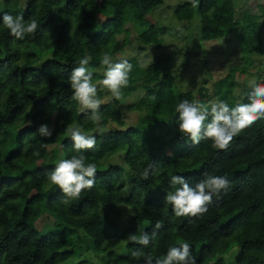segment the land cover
Returning <instances> with one entry per match:
<instances>
[{"label":"trees","instance_id":"16d2710c","mask_svg":"<svg viewBox=\"0 0 264 264\" xmlns=\"http://www.w3.org/2000/svg\"><path fill=\"white\" fill-rule=\"evenodd\" d=\"M162 4L0 0V18L23 15L25 22L35 19L40 25L34 36L17 40L0 19V264H144V257L134 259L132 251L163 258L170 247L185 242L196 264H225L224 256L234 246L239 249L235 264H264V119L221 151L208 139L192 144L181 138L175 112L182 100H198L206 107L218 100L230 108L248 103L249 91L244 92L249 82L237 83L236 78L242 80L253 69L264 84V65L255 67L256 57H264V0L257 13L247 9L241 16L235 0H190L175 8L177 23H195L188 40L233 41L230 50L237 61L211 93L205 87L207 74L194 92L181 91L163 54L155 52L168 31L149 19ZM137 25L141 29L135 31ZM128 45L139 54L127 59L133 65L129 84L121 100L98 91V126L71 99L69 76L84 56L91 57L90 70L105 53L114 61ZM146 52L150 62H144ZM92 73L98 84L103 76ZM123 110L144 115L124 129ZM41 124L49 126L50 137L36 134ZM73 127L96 137L95 147L83 155L97 171L95 186L65 205L47 175L55 167L50 158L59 162L61 155L70 159L80 154L67 135ZM153 162L156 171L143 179ZM205 174L226 175L231 181L227 192L214 196L202 216L176 217L164 201L174 191L171 176L182 175L194 186ZM44 214L54 222L39 227ZM157 222L162 227L148 246L127 241L129 234H151Z\"/></svg>","mask_w":264,"mask_h":264},{"label":"clouds","instance_id":"9594fccd","mask_svg":"<svg viewBox=\"0 0 264 264\" xmlns=\"http://www.w3.org/2000/svg\"><path fill=\"white\" fill-rule=\"evenodd\" d=\"M3 26L9 30L11 36L23 40L26 35H35L40 27L35 19L25 22L23 15L13 16L4 13ZM91 57L84 56L79 59L78 67H74L69 83L72 90L71 99L76 101L82 114L88 115L96 125L101 124L98 91L106 90L115 100L123 98V89L129 84V74L133 65L127 59L114 62L112 57L105 53L101 57V65L106 68L103 79L94 84L93 73L89 70ZM248 103H238L229 107L224 101H216L205 107L198 100H182L175 108L178 128L181 138L198 144L202 139L212 142V147L227 151L234 137L240 132L251 127L256 121L264 119V84L255 80L249 82ZM210 118V119H209ZM31 121H25V126H30ZM36 134L50 137L52 132L47 124H41ZM67 135L73 142V149L79 155L70 159H61L48 173L47 180L62 192L61 203L68 205L71 201L79 199L84 190H91L95 186L97 166L94 163H85L83 152L91 150L96 145L94 135L84 134L79 127L69 128ZM43 146V145H42ZM39 155V152H35ZM150 171H156V163L149 164L142 172V178L147 180ZM174 191L165 195L166 205H170L176 217H198L208 211V205L213 202V197H219L222 192H227L231 181L226 175L216 176L205 174V178L191 186L182 175H172L170 180ZM178 186V187H177ZM162 227L160 222L154 225L151 234L143 232L137 237L129 234L127 241L143 246H148L157 235V230ZM134 259L144 257V264H196L191 254L190 245L181 243L178 247H170L163 258L154 259L152 253L145 254L140 250L131 253Z\"/></svg>","mask_w":264,"mask_h":264},{"label":"rangeland","instance_id":"374dc122","mask_svg":"<svg viewBox=\"0 0 264 264\" xmlns=\"http://www.w3.org/2000/svg\"><path fill=\"white\" fill-rule=\"evenodd\" d=\"M190 0H163V4L158 7L154 12L152 17L149 19L150 23H157L160 26L167 28L165 35L162 37V47L159 51H155L157 54H163V59L168 63L169 71L175 79L176 85L181 91L194 92L201 86L204 81V76L207 74L206 78V89L209 93L213 92V84L222 80L226 77L228 73V67L230 64L235 63L237 58L231 53V48L233 46V41L231 37L224 40L208 42V43H198L194 41L193 37L188 40V35L194 31L195 23L191 24H180L173 19V12L175 8L185 2ZM261 0H235L236 14L239 16L245 10L248 9L250 13H257V6ZM241 16V15H240ZM135 31L141 29L140 27L134 26ZM134 31V33H135ZM263 41H264V31H263ZM197 42V44H196ZM134 46V45H133ZM128 45L123 52L117 54L114 62L121 59H128L131 57H138L136 48ZM145 56V61L150 62L152 60L150 52L143 54ZM256 69L264 65V57H256ZM204 65H203V64ZM201 64L203 70H201ZM90 71L103 76L106 68L100 64L91 66ZM252 72V73H251ZM247 73L245 77L236 78V82L240 83L243 80L245 82H250L255 80L258 84H262L263 80H258L255 77V70H251ZM250 92L249 84H246V91L244 93ZM106 96L105 98H107ZM105 100V99H104ZM206 107V106H205ZM144 115L143 112L137 111H127L123 110V120L124 129L130 128L135 125L140 117ZM62 159V155L59 161ZM52 164H57L58 160L55 157L49 159ZM110 162L119 163V161L110 160ZM126 218L128 217L127 212H125ZM53 218L47 214H44L42 218L37 222L39 227L47 226L53 224ZM105 219V218H104ZM106 220V219H105ZM118 220V219H116ZM126 221V220H122ZM227 220L222 221L225 223ZM110 223H112L110 221ZM116 225H119L116 223ZM114 225V226H116ZM239 255V249L234 246L231 251L224 256L225 264H235L237 257Z\"/></svg>","mask_w":264,"mask_h":264}]
</instances>
